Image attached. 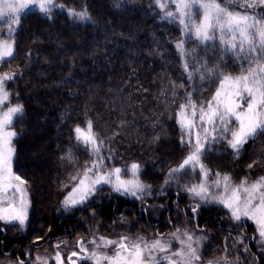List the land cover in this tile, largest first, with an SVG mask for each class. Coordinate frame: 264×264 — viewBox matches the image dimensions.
Instances as JSON below:
<instances>
[{
	"label": "trees",
	"instance_id": "16d2710c",
	"mask_svg": "<svg viewBox=\"0 0 264 264\" xmlns=\"http://www.w3.org/2000/svg\"><path fill=\"white\" fill-rule=\"evenodd\" d=\"M58 3L60 8L50 13L24 15L14 33V55L3 66L13 76L7 82L11 101L22 106L14 121V169L26 181L31 219L42 226L41 240L48 244L87 233L82 220L95 214L108 228L127 220L135 231L142 230L141 224L154 219L146 203L154 208L165 204L155 217L172 216L175 222L191 215L194 207L199 224L209 226L223 217L218 205L190 194L199 174L192 177L189 169H173L191 149L180 124L181 105L190 109L194 104L199 111L208 105L232 71L226 44L219 39L201 43L185 25L166 18L157 0ZM70 10L88 15L81 19ZM193 13L185 20L189 28L200 19L201 12ZM180 42L183 52L177 47ZM89 122L101 153L116 167L139 165L137 179L146 193L132 199L108 192L82 214L80 209L65 215L61 201L71 188L69 174L87 165L94 152L75 131H87ZM201 158L212 171L246 170L247 158L235 163L227 148H209ZM2 234L0 230V254L7 250L20 257L42 246L30 243L32 234L18 229Z\"/></svg>",
	"mask_w": 264,
	"mask_h": 264
},
{
	"label": "snow or ice",
	"instance_id": "6c2138e0",
	"mask_svg": "<svg viewBox=\"0 0 264 264\" xmlns=\"http://www.w3.org/2000/svg\"><path fill=\"white\" fill-rule=\"evenodd\" d=\"M172 2L175 4L176 13L179 14L180 24L185 25L189 33H194L195 38L201 43L217 39L216 33L219 32L221 42L227 44L229 49L237 54L245 52V45L248 46L247 50L249 52L257 51V43L259 49L264 50V19H258L246 12L232 11L227 7H223L218 0H172ZM157 3L161 8L166 7V5L160 3V0H157ZM30 6L37 7L43 13H50L54 6V0H0V20H4L5 17L9 18L6 21L9 33L12 31V25L19 23L20 13ZM257 6H264V0H243V3L239 5V7L245 9H253ZM193 9L201 12L203 19L199 24L189 28L184 17L191 19L194 15ZM176 13L169 11L166 16L173 17ZM69 14L78 16L81 19L86 18L88 15L87 12L77 13L74 10H70ZM226 33L231 37L227 41L224 40ZM177 47L183 52V42H180ZM13 51V44L9 40L0 39V62L11 58ZM184 67L187 69V63ZM12 78L13 76L8 73L0 76V106L9 99L5 82ZM189 104H192V102L189 101ZM186 107V105H181V125L190 130L194 120L186 117ZM20 112H22V106L20 105L9 107L7 111L0 110V202L10 192L12 195L21 193L18 207L12 199L8 200L7 207L0 206V219L18 220L23 224L26 219L28 205L23 198L26 189L21 186L26 184V181H23L21 177L15 175L12 171V157L15 152L12 146V138L16 136V133L10 130L13 117ZM196 115V106L192 104L191 116L196 117ZM199 119L202 125L207 124L210 126L204 129L205 143H207V137L210 134L215 139L216 125L219 124L223 129V133L230 135L231 139L228 140V144L237 153L249 138L254 137L258 132L264 134V65L257 64V67L250 69L247 74L235 77L224 76L220 89L209 101L207 109L200 108ZM233 122L236 126L229 128V125ZM75 131L78 140L86 145L91 144L93 151L99 154V144L92 132L91 122L88 123L87 131L79 127ZM189 134L191 135V133ZM188 143L192 144L191 139ZM205 143H201L200 134L197 133L193 150L178 168L173 169V172L181 171L186 166L192 169L199 166L204 175L207 176L205 166L201 162ZM102 166V164L93 163L92 167L86 168L83 178L79 180L72 193L65 199L64 204L66 207L83 203L96 190L97 184L101 182L113 183V177L115 178V191L123 190L124 193H130L134 196L137 192L144 191L146 186L138 180H122L120 178L121 169L119 168H115L106 174L97 172L95 178L89 176L90 172ZM131 168L133 175H135L139 165L132 164ZM222 179L224 191L226 193L230 191L231 194L220 197V202L231 209L232 216L236 220H240L242 217L253 220L257 225L259 236L264 239V177H260L250 184L245 180L239 186H230L228 182L231 177L227 175L223 176ZM220 183L219 180L216 181L217 186ZM189 191L201 196L202 199L207 198V188L203 184L193 186ZM127 239V237H123L120 241H112L101 237L100 240L105 246H117L114 254L100 256L96 252H92L82 257V259L93 261L94 264H102V262H105V264H161L164 260L168 261L169 264H193V261L201 259L197 249L192 247L190 243L191 236H188L189 243L186 245V251L181 249V251L172 252L170 255H165L159 259L153 255L154 251L168 252L167 245L161 240H155L149 244L143 240L127 243ZM91 243L95 244L96 241H91ZM78 244L81 246V251H86L83 241H79ZM78 256L79 253L72 252L68 257L70 264H77L73 257ZM173 257L179 259H173ZM55 259L57 264H64L59 253ZM208 264H213V262L209 261Z\"/></svg>",
	"mask_w": 264,
	"mask_h": 264
},
{
	"label": "rangeland",
	"instance_id": "374dc122",
	"mask_svg": "<svg viewBox=\"0 0 264 264\" xmlns=\"http://www.w3.org/2000/svg\"><path fill=\"white\" fill-rule=\"evenodd\" d=\"M218 2H220L223 7H227L232 11H239L242 13L246 12L249 15L256 16L258 19H264V6H257L253 9H245L239 7V5L243 3V0H218ZM163 4L166 5V7L162 8L163 15L166 18H170L171 20L180 23L179 14L176 13V7L172 0H164ZM55 8H60L58 0H54V6L52 7L51 11H53ZM30 11H37L43 13L39 11V9L35 6H30L28 9L22 11L19 16V23L12 25L11 33H9L8 23L6 22L9 20V18L5 17L4 20H0V39L9 40V42L13 44V49L15 39L14 33L18 26L21 24L24 15ZM169 11L176 13V15H174L173 17L166 16V13ZM187 18L188 17H184L185 20ZM202 19L203 15L202 13H200V19L198 21V24L202 21ZM216 36L217 39H219L220 33L217 32ZM230 38V35H228L227 33L224 35L225 41L229 40ZM226 47L229 51H231L230 54H232L233 63L232 71L229 72L227 76L230 75L235 77L242 74H247L250 69L256 68L257 64L264 65V50L259 49L258 43L256 45L257 51L249 52L247 50L248 46L245 45V52L239 54H237L233 50H230L227 44ZM4 64L5 61L0 62V76L4 75L5 73L10 74L9 71H6L5 68H3ZM7 82L8 80L5 82V89L9 93V90L7 88ZM17 105L19 104H15L11 101V95L9 93L8 101H6L2 106H0V110L7 111L9 107H15ZM206 109L207 106L205 107V110ZM191 112L192 108L186 109V117L188 119L194 120L192 128L189 130L188 128L182 127L181 125L184 130L186 142L188 143L189 139H191L192 141V144H189V146L191 147L190 153L193 150V145L195 143L197 133L200 134L201 143H205L204 129L210 127L207 124L202 125L199 119L200 111L198 109H196V117H192ZM20 113L16 114L13 117V121L10 126V130L14 131L16 133V136L17 132L14 128V121ZM235 126V122H233V124L229 125V128H234ZM216 129L217 130L215 133V139L212 138V134L207 137V143H205L203 153L207 149L213 147H217L219 151L227 148L228 153L234 156L235 163H238L237 160L240 159L239 157H242L243 159L247 158L245 172L241 174L235 171V168H233L231 173L212 171L208 169V167L202 162V158L201 162L205 166L207 176L204 175V172L201 171L199 166L194 169L186 166L184 170L189 169L190 172L188 174L193 173L192 177H194L195 174H199V176L197 175L198 182H192V185L189 187V189L193 186L203 184L207 188V198L202 199L201 196L196 195L191 191L189 192L200 202L216 204L221 209H223V211H225L224 213L222 212L223 217L225 219L223 223L230 225V228L226 229L227 231H217L214 223L209 226L205 225V227L202 224L200 225L199 223L198 225H196L195 220H197L198 217L196 207L192 208V211L190 210L191 215L187 213L186 216H183V218H181L178 222H175L177 220L172 216H169V218L165 219L155 217L156 211L159 209H164L165 204H158L157 207L154 208V206L146 203L144 206L150 208V212L152 213L154 219L152 220L153 222H150L151 224H141L142 230L138 228V230L136 229L135 231V224L132 225V223L127 220H121V223L114 222V224H112V226L108 228L105 222L94 219L97 216V214H95L94 218H92L93 220H89L86 218L82 220L86 223L85 227L88 230L86 231L87 233H79V235L77 236H69L62 240L54 241L47 244V242L44 243V241H42L45 238L39 236L42 233V226L39 225L40 222H38V219H35L32 222L30 197L25 185L23 184L21 187L23 189H26V191L23 193V198L28 205L26 219L24 220V223L21 224L18 220L0 219V228L4 229L5 232L10 229H18L21 230L24 234H32L30 236V243L34 242V245L42 246L39 248H29L26 254L20 257L12 256L10 251L6 250L8 253L5 252L0 254V264H57L55 257L58 253L63 258L64 264H70V262L68 261V257L74 251L79 253L78 257H73V260H76L77 264H94L93 261L82 259V257L87 256L92 252H96L97 255L100 256H111L114 254V251L117 247L116 245L105 246L100 240L101 237L112 241H120L123 237H127V243L139 242L143 240L150 244L155 240H161L167 245L168 252L154 251L153 255L159 259L160 257H163L165 255H170L172 252L181 251V249H184L186 251V245L187 243H189L188 236L192 237L190 243L192 244V247L197 249L198 255L201 257L199 261H193V264H208L209 261L213 262V264H259L257 258L250 252V250H253L254 253L259 255V257L264 258V239L259 236L257 225L253 220L245 217H242L240 220H236L232 216L231 209L221 203L219 198L231 194L230 191L226 193L223 188L224 182L222 178L225 175L231 177V180L228 182L230 186H239L245 180H247L250 184L258 180L260 177H264V134H262V136L258 138V135L261 134L258 132L254 136L255 138H249L247 142L243 145V147L240 149V151L238 153H235V150L232 149L228 144V140L231 139L230 135L228 133H223V129L219 124L216 125ZM189 133H191V135ZM16 136L12 138V146L14 147V149V140ZM87 146L92 149V146ZM102 155L103 153H101V151H99V155H97L95 152H92L87 165L80 166V168L75 170L73 173L69 174L71 188L68 191H65L63 195V200L61 201V205L65 209L62 211L63 214H73L80 209L83 210L84 207H90L93 203L97 204V202L95 201H97V199H104L108 192L123 195L132 199L138 198L139 196H142L146 193L145 189L142 192H137L135 196L131 195L130 193H124L123 190L115 191V178L113 177V183L101 182L100 184H97L96 190L86 200H84L83 203L76 204L75 206L66 207L64 204L65 199L69 196L70 193H72L73 188L77 186L79 180L83 178V173L86 168L92 167L93 163H97L98 165L102 164L103 166L99 167L98 169H94L93 172L89 173V176L92 178H95L97 172L106 174L111 172L115 168H119L121 169L120 178L122 180H138L137 172L135 175H133V171L131 168L132 165H129L127 168L116 167L114 161L111 160V157H105L104 155ZM14 161L15 152L12 157L11 166L13 173L17 175L14 169ZM218 180L221 182L219 186H217L216 184V181ZM138 181L141 183L140 180ZM20 196L21 193H15V195H12L10 192L9 194L4 196L2 202H0V206L7 207L8 200L12 199V201L18 207ZM175 209L179 211V208L177 206H175ZM91 213V210L88 211V215L91 216ZM139 216H141V214H139ZM154 224L158 228H154ZM144 226L145 228L143 229ZM238 229H241V231H239ZM246 231H250L251 234L246 235ZM253 235H255V238H252ZM79 241L84 242V247L86 248V251H81V246L78 244ZM91 241H96V243L93 244L91 243ZM248 244H251L250 247L248 246ZM57 245H59V247H57ZM97 245H99V247H97ZM173 259L179 258L173 257ZM102 264H105V262H102ZM161 264H169V262L164 260L161 262Z\"/></svg>",
	"mask_w": 264,
	"mask_h": 264
},
{
	"label": "flooded vegetation",
	"instance_id": "af4514ba",
	"mask_svg": "<svg viewBox=\"0 0 264 264\" xmlns=\"http://www.w3.org/2000/svg\"><path fill=\"white\" fill-rule=\"evenodd\" d=\"M83 213V210L81 211V214ZM80 214V215H81ZM225 219H224V217H220V218H218V219H216L213 223L215 224V228H216V230L217 231H227L226 229H228V228H230L229 226L230 225H227V224H224L223 223V221H224ZM195 222H196V225H198V223H199V221L198 220H195ZM201 225V224H200ZM204 227H205V225L206 224H202ZM233 228V227H232ZM0 230H3V234H2V236H4L5 235V230L4 229H2V228H0ZM239 231H241V229H238ZM250 232V231H249ZM248 231H246V235H250L251 234V232L249 233ZM251 241H253V240H251ZM250 245L251 244H248V246L250 247ZM28 249V248H27ZM5 252L6 253H8L6 250H5ZM27 252V251H26ZM26 252H25V254H26ZM250 252L252 253V255H254L256 258H257V261H258V263L259 264H261V260L259 259L260 257L256 254V253H254V251L253 250H250ZM10 253H11V255H13L12 254V252L10 251Z\"/></svg>",
	"mask_w": 264,
	"mask_h": 264
},
{
	"label": "water",
	"instance_id": "95a60500",
	"mask_svg": "<svg viewBox=\"0 0 264 264\" xmlns=\"http://www.w3.org/2000/svg\"><path fill=\"white\" fill-rule=\"evenodd\" d=\"M252 238H255V235H253Z\"/></svg>",
	"mask_w": 264,
	"mask_h": 264
}]
</instances>
